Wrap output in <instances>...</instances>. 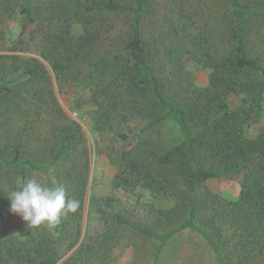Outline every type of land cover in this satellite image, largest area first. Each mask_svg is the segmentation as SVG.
<instances>
[{"label": "trees", "instance_id": "trees-1", "mask_svg": "<svg viewBox=\"0 0 264 264\" xmlns=\"http://www.w3.org/2000/svg\"><path fill=\"white\" fill-rule=\"evenodd\" d=\"M0 51V264H57L83 216L85 137L52 75L78 101L89 89L98 130L116 141V186L172 201L145 203L163 232L117 217L160 242L156 260L174 234L190 230L217 264H264V126L250 134L264 104V0H0ZM31 52L38 56H23ZM197 68L208 71L204 86ZM38 175L65 186L79 207L54 228L28 226L20 236L7 196ZM237 176L236 199L208 189Z\"/></svg>", "mask_w": 264, "mask_h": 264}, {"label": "rangeland", "instance_id": "rangeland-1", "mask_svg": "<svg viewBox=\"0 0 264 264\" xmlns=\"http://www.w3.org/2000/svg\"><path fill=\"white\" fill-rule=\"evenodd\" d=\"M17 32V27L14 26V35ZM23 56L38 55L31 52ZM195 79L198 85H206L208 71L197 68ZM52 86L68 118L80 123L89 160L83 216L79 225L71 228L72 234L67 236L68 240L62 247V256L57 264H66L67 260L76 258V252L82 246H84L82 263L72 259V264H108L111 261L112 264H217L215 254L197 232L184 230L174 234L161 249L156 260L160 245L158 240H148L124 224L117 223V217L122 216L163 232L166 230V223L155 219L145 203L154 202L157 207L164 209L171 207L172 201L154 197L141 187L135 189L117 187L115 181L120 169L118 163L113 162L110 156L111 153H115L116 141L111 140V133L103 134L98 130L94 119L98 106L90 102L89 89L81 92L78 101L72 95L71 88L66 87V92L60 91L55 75H52ZM228 100L234 106L239 99L230 95ZM263 126L264 104L259 122L252 127L250 134L255 135ZM120 145L122 148L131 146L124 143ZM36 179L41 182L43 177L38 175ZM241 182L242 176L222 177L209 181L207 186L212 192H217L227 199H236L241 190ZM138 201H141L143 206H138ZM11 227L18 235L24 236L28 230V223L21 216L11 212ZM107 233H113L115 236L109 246L102 240Z\"/></svg>", "mask_w": 264, "mask_h": 264}, {"label": "clouds", "instance_id": "clouds-1", "mask_svg": "<svg viewBox=\"0 0 264 264\" xmlns=\"http://www.w3.org/2000/svg\"><path fill=\"white\" fill-rule=\"evenodd\" d=\"M10 211L22 217L30 228L46 224L59 225L61 218L75 213L79 201L69 198L65 186H46L36 178H28L18 190L7 196Z\"/></svg>", "mask_w": 264, "mask_h": 264}]
</instances>
